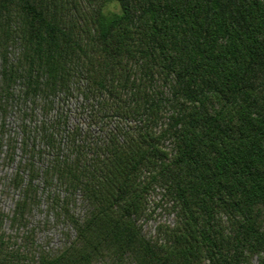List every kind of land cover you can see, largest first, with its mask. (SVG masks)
Returning <instances> with one entry per match:
<instances>
[{
	"label": "trees",
	"instance_id": "1",
	"mask_svg": "<svg viewBox=\"0 0 264 264\" xmlns=\"http://www.w3.org/2000/svg\"><path fill=\"white\" fill-rule=\"evenodd\" d=\"M0 121V264H264V0H0Z\"/></svg>",
	"mask_w": 264,
	"mask_h": 264
},
{
	"label": "rangeland",
	"instance_id": "2",
	"mask_svg": "<svg viewBox=\"0 0 264 264\" xmlns=\"http://www.w3.org/2000/svg\"><path fill=\"white\" fill-rule=\"evenodd\" d=\"M107 11L119 12L120 9L116 4H111L108 6ZM68 107L71 111L70 125H83L82 120L76 116L75 111L77 104L71 102ZM19 124L20 118L18 116L13 115L7 118L5 141H7L9 137L16 138L18 141L20 140ZM5 141L3 142V147L0 149V209L10 217L15 209L16 202L20 198L19 191L12 186L11 181L16 173L21 154L18 149L14 162L8 163L5 158L7 151ZM48 207L49 203L43 196L40 207L35 209L30 219V227H33L36 230V243L39 246L46 250L56 252L75 237V231L70 225L62 220L56 219L54 214L49 211ZM173 222L174 217L172 215L162 212L158 215L157 221L149 222L144 229L147 235H153L159 223L173 224ZM4 229L8 233H12L9 220L5 221Z\"/></svg>",
	"mask_w": 264,
	"mask_h": 264
}]
</instances>
